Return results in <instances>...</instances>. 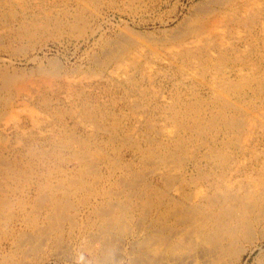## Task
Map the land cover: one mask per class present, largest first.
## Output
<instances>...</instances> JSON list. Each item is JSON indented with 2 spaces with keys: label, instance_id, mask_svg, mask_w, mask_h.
<instances>
[{
  "label": "rangeland",
  "instance_id": "obj_1",
  "mask_svg": "<svg viewBox=\"0 0 264 264\" xmlns=\"http://www.w3.org/2000/svg\"><path fill=\"white\" fill-rule=\"evenodd\" d=\"M0 264H264V0H0Z\"/></svg>",
  "mask_w": 264,
  "mask_h": 264
},
{
  "label": "bare ground",
  "instance_id": "obj_2",
  "mask_svg": "<svg viewBox=\"0 0 264 264\" xmlns=\"http://www.w3.org/2000/svg\"><path fill=\"white\" fill-rule=\"evenodd\" d=\"M225 62V61H224ZM213 64V63H212ZM236 87V86H235ZM239 87V86H238ZM232 90V89H231Z\"/></svg>",
  "mask_w": 264,
  "mask_h": 264
}]
</instances>
